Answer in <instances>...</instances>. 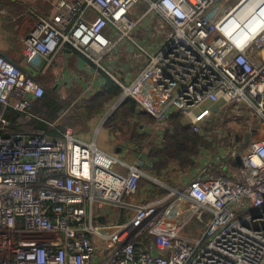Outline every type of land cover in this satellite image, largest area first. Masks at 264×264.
<instances>
[{
	"label": "built area",
	"instance_id": "built-area-1",
	"mask_svg": "<svg viewBox=\"0 0 264 264\" xmlns=\"http://www.w3.org/2000/svg\"><path fill=\"white\" fill-rule=\"evenodd\" d=\"M140 2L147 8L135 14ZM55 6L51 15L35 12L24 38L25 53L42 56L44 68L70 46L120 86L122 99L155 116L158 128L179 110L200 131L214 111L196 108L221 102V120L251 136L246 149L230 151L231 162L241 156L233 170L225 162L185 189L136 203L129 198L140 191V167L79 138L71 126L55 136L9 132L0 110V264H264V0ZM124 43L142 62L131 81L105 64H116ZM44 93L40 81L0 53V105L31 116ZM118 162L129 167L126 174L115 169ZM108 209L124 210L125 220L104 222ZM193 220L204 226L198 237L183 233Z\"/></svg>",
	"mask_w": 264,
	"mask_h": 264
},
{
	"label": "crops",
	"instance_id": "crops-1",
	"mask_svg": "<svg viewBox=\"0 0 264 264\" xmlns=\"http://www.w3.org/2000/svg\"><path fill=\"white\" fill-rule=\"evenodd\" d=\"M56 1L0 0V53L34 76L43 84L44 88L52 91L59 101L65 102L67 106L65 111L59 115L50 109L51 106L48 107L49 109L44 107L47 114L53 116V119L36 115L32 109L33 105L31 108L33 115L20 113L27 118H37L52 127L53 131L55 130L51 134L52 136L59 135L66 126H71L79 138L87 142H95L97 146L100 129L104 127V140L114 147L116 154L98 147L119 160L122 158L121 161L124 163L140 167L144 172L139 193L129 198L136 203L155 200L175 188L185 189L189 180L203 171L216 172L226 165H228L227 168L233 170L241 165L237 159L231 162L228 155L234 148L246 149L248 147V143H243L246 132L228 122L225 126L218 124V121L221 120V102L219 107L212 105L209 101L206 103L204 108H211L214 111L213 116L201 125L200 131H197L204 140L202 143L194 145L193 153L190 156L191 162L184 165L179 158H174L165 166L157 167L155 163L158 161V157H153V154L166 146L167 134L174 128L173 116L180 113L182 121L193 127L186 114L179 110L174 111L169 117L167 128L164 130L158 128V119L155 116L141 110L135 100L122 99L120 86L101 67L70 46L61 50L54 62L45 68V60L42 56L38 54L28 56L24 51V38L36 24L35 12L46 15L53 14L57 10ZM153 44L156 45L155 42ZM114 56L117 60L116 64L112 66L105 61L106 66L117 71L125 80L131 81L142 67L141 60L133 56V48L124 43L118 47ZM112 83L120 88L119 94L112 95L109 100L103 103L99 111L91 110L89 108L90 101L96 95L105 92ZM128 100L134 102L135 108L132 115L127 116L124 120L120 115L124 112V102ZM6 110L14 109L4 107L2 110L11 122ZM114 115L118 116L116 121L109 122V119ZM94 120L96 121L93 126L92 121ZM92 130L95 135L92 141L81 135V133H91ZM215 130H218L217 133L220 132V142L212 137ZM205 137H208L213 144L214 150L211 154L206 149L208 144ZM117 153L122 157H119ZM118 163L120 168L116 170L126 174L129 167L124 163ZM144 179H147L148 182L144 183ZM125 218L124 210H117L114 214L113 209L104 211L102 216L104 222L123 221ZM183 231V233H187L186 229Z\"/></svg>",
	"mask_w": 264,
	"mask_h": 264
},
{
	"label": "trees",
	"instance_id": "trees-1",
	"mask_svg": "<svg viewBox=\"0 0 264 264\" xmlns=\"http://www.w3.org/2000/svg\"><path fill=\"white\" fill-rule=\"evenodd\" d=\"M119 92L120 88L112 83L105 92L96 95L90 101L89 108L95 112L99 111L105 101L109 100L112 95H118ZM44 107H50L51 110L57 112L59 115L65 111L64 109L67 106L65 102H60L52 91L45 88L44 95L33 102L32 109L38 116L53 119V116L47 114ZM123 107L124 112L120 116L125 120L127 116L132 115L135 105L132 100H128L124 102ZM0 109L3 110L4 107L0 105ZM6 114L11 120L9 132L39 133L47 135H51L55 132L52 127H49V125L41 122V120L37 118H27L22 113L14 110H6ZM116 115L110 118L109 122L112 123L116 121L118 117ZM172 122L174 128L167 134L166 146L153 154V157H158V161L155 163L157 167L165 166L174 158H179L184 165L190 163V156L193 153L194 145L202 143L204 140L203 137L193 129L191 124H186L182 121V115L180 113L173 116Z\"/></svg>",
	"mask_w": 264,
	"mask_h": 264
},
{
	"label": "rangeland",
	"instance_id": "rangeland-1",
	"mask_svg": "<svg viewBox=\"0 0 264 264\" xmlns=\"http://www.w3.org/2000/svg\"><path fill=\"white\" fill-rule=\"evenodd\" d=\"M147 8V5L144 3V2H140V3H138V5H137V7H136V13L135 14H141V13H143L144 11H145V9ZM135 14H132V17H137ZM206 103H209L208 101H205L204 103H202V104H200L197 108H196V111L197 112H201V111H203L205 108V106H206ZM95 121L96 120H94V121H92V125L94 126V124H95ZM253 121H255V117L253 118ZM218 124L219 125H226V122L224 123V121H222V120H220V121H218ZM104 127H102L101 129H100V132H99V135H98V137H99V140H98V142H97V144H98V146L101 148H103V149H105L106 151H108V152H113L114 154H116V152H115V149H114V147L112 146V145H110L109 143H107L106 142V140H104V137H105V134H104ZM256 131L257 130V128H255V126L253 127V131ZM217 131L218 130H215V134H213V136L212 137H215L216 139L215 140H218L219 142H220V135H219V133L220 132H218L217 133ZM81 135L82 136H85L86 138H88V140L89 139H91V140H89V141H92L93 140V138H94V130H92V132L91 133H81ZM84 137V138H85ZM205 140H206V143L208 144V146H207V151L211 154L212 152H213V150H214V147H213V144H212V142H210L209 141V139H208V137H205ZM242 150H244V149H242ZM118 154V153H117ZM118 156L119 157H122L121 155H119L118 154ZM121 160H122V158H120ZM120 168V166H119V163L115 166V169H119ZM143 182L144 183H146V182H148V180L147 179H144L143 180ZM203 228H204V226H202L201 227V230L200 229H198L197 228V223H196V220H193L192 221V224H188L186 227H185V229L187 230V232H188V234L191 236V237H198V236H200V233H201V231L203 230ZM193 229H194V232H193ZM146 242V241H145Z\"/></svg>",
	"mask_w": 264,
	"mask_h": 264
},
{
	"label": "water",
	"instance_id": "water-1",
	"mask_svg": "<svg viewBox=\"0 0 264 264\" xmlns=\"http://www.w3.org/2000/svg\"><path fill=\"white\" fill-rule=\"evenodd\" d=\"M214 109H215V107H214ZM250 136H251V132L247 131L245 133V135H244V138H243V143L244 144H247L249 142ZM237 161L241 163V156H238L237 157Z\"/></svg>",
	"mask_w": 264,
	"mask_h": 264
}]
</instances>
